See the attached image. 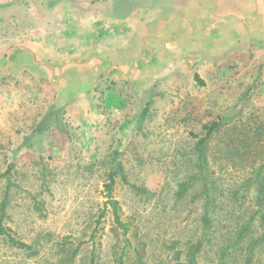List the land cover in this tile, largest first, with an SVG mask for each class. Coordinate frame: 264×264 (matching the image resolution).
<instances>
[{"label":"rangeland","instance_id":"obj_1","mask_svg":"<svg viewBox=\"0 0 264 264\" xmlns=\"http://www.w3.org/2000/svg\"><path fill=\"white\" fill-rule=\"evenodd\" d=\"M219 1L212 9L219 17L250 7L247 25L259 26L264 0ZM23 6L7 10L31 25L36 16ZM3 33L0 26V38ZM258 55L244 52L206 74L183 76L171 92L141 107L139 100L125 116L102 110L95 131L53 109L52 92L33 99L0 96V206L7 194L4 215L0 208V264H56L70 242H82L83 259L73 264H88L92 248L98 264H112L113 246L117 239L122 245L123 236L105 204L109 174L111 195L129 223L125 237L144 243L147 264H174L178 251L202 232L201 202L192 200L199 183L179 200L176 188L190 172L204 124L222 120L207 146L214 200L199 255L200 264H213L222 237L255 209L248 179L260 167L264 174V58ZM122 177L147 191L136 193ZM252 227L253 236L259 222ZM8 235L31 248L18 247ZM239 253L228 264H241ZM253 264H264L260 248L253 251Z\"/></svg>","mask_w":264,"mask_h":264},{"label":"crops","instance_id":"obj_2","mask_svg":"<svg viewBox=\"0 0 264 264\" xmlns=\"http://www.w3.org/2000/svg\"><path fill=\"white\" fill-rule=\"evenodd\" d=\"M218 2H2L0 26L8 34L0 38V96L33 99L52 92L53 109L95 131L102 110L125 116L139 100L141 107L171 92L183 76L206 74L244 52L264 58V7L259 26L252 27L250 7L219 17L212 10ZM23 4L36 16L31 25L8 11L24 10Z\"/></svg>","mask_w":264,"mask_h":264},{"label":"trees","instance_id":"obj_3","mask_svg":"<svg viewBox=\"0 0 264 264\" xmlns=\"http://www.w3.org/2000/svg\"><path fill=\"white\" fill-rule=\"evenodd\" d=\"M222 120H212L204 124L203 134L196 140L193 148V157L191 160L190 172L185 179L177 186L175 192L176 198L179 200L182 196L195 184L199 185V190L193 195L192 200H199L201 202V235L196 239V241L186 245L184 249L178 251L176 256V262L174 264H200L199 255L201 254L204 247L205 234L207 233L208 226L210 224V214L213 212L211 188L214 182H212L209 174L208 159H207V146L213 136V134L218 130L222 124ZM33 132V131H32ZM31 132V133H32ZM123 181L130 186L136 193H145L147 189L137 186L135 184L129 183L124 177ZM249 182L254 186V207L252 215L246 220L242 221L241 225L235 228L229 233V235L223 236L220 244L215 250V259L213 264H228L230 257L235 258L234 253H239L237 257H240L241 264H253V251L260 248L264 253V174L263 168H258L254 171ZM113 176L109 174L108 181L104 184L107 194L105 204L110 206L112 216L118 228H121L123 244L119 245V240L115 242L112 251V264H147L143 258L142 247L144 243L140 240H130L125 237L129 229V223L121 219V207L119 202L112 197L111 189L113 185ZM7 196V194H6ZM1 203V214H5V208L7 203V197ZM194 201H191L193 203ZM103 212V211H102ZM256 220L259 222V232L252 236V223ZM96 229H93L95 233ZM1 232H5L3 227ZM209 234V233H208ZM247 235L253 238L246 246H241ZM8 238L13 243L17 244L18 247L31 248L30 245L14 239L11 235ZM91 238L93 236L91 235ZM65 242L64 244H66ZM82 242L77 245L62 247L60 256L57 258L56 264H73L76 260L83 259V254L81 251ZM241 255V256H239ZM87 257V255L85 256ZM98 254L94 252L92 248L89 255L88 264H98Z\"/></svg>","mask_w":264,"mask_h":264}]
</instances>
